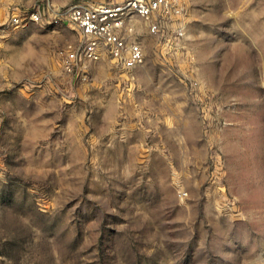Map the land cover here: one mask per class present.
Listing matches in <instances>:
<instances>
[{
    "label": "rangeland",
    "instance_id": "374dc122",
    "mask_svg": "<svg viewBox=\"0 0 264 264\" xmlns=\"http://www.w3.org/2000/svg\"><path fill=\"white\" fill-rule=\"evenodd\" d=\"M47 1L0 8V264H264V0L134 16L143 64L71 74L73 24L3 25Z\"/></svg>",
    "mask_w": 264,
    "mask_h": 264
},
{
    "label": "built area",
    "instance_id": "2783aa9c",
    "mask_svg": "<svg viewBox=\"0 0 264 264\" xmlns=\"http://www.w3.org/2000/svg\"><path fill=\"white\" fill-rule=\"evenodd\" d=\"M1 5L2 0L0 8ZM187 10L186 0H105L100 3L82 0L63 8H54L48 2L47 13L35 9L13 11L3 25L19 28L30 21L43 22L49 14L50 23H71L82 36L78 46L69 44L59 51L65 72L71 74L99 61L104 54L110 55L117 65L131 70L145 60L141 43L133 37V17L138 16L147 23L153 35L162 36L174 25L175 33L183 36Z\"/></svg>",
    "mask_w": 264,
    "mask_h": 264
}]
</instances>
